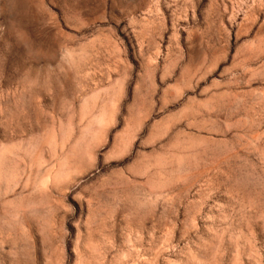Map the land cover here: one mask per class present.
<instances>
[{"label": "rangeland", "instance_id": "obj_1", "mask_svg": "<svg viewBox=\"0 0 264 264\" xmlns=\"http://www.w3.org/2000/svg\"><path fill=\"white\" fill-rule=\"evenodd\" d=\"M0 264H264V0H0Z\"/></svg>", "mask_w": 264, "mask_h": 264}]
</instances>
